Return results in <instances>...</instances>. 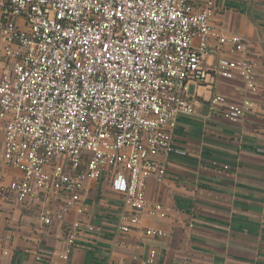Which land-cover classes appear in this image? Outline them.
I'll return each mask as SVG.
<instances>
[{"label":"built area","instance_id":"1","mask_svg":"<svg viewBox=\"0 0 264 264\" xmlns=\"http://www.w3.org/2000/svg\"><path fill=\"white\" fill-rule=\"evenodd\" d=\"M216 2L0 0V200L61 230L64 259L91 229L82 221L89 183L107 180L122 198V234L165 216L145 189L166 177L164 159L186 155L174 136L200 105L193 85L241 83L239 102L207 101L209 117L238 124L257 110L252 42L217 24ZM6 254L0 246V263ZM156 257L150 249L133 260Z\"/></svg>","mask_w":264,"mask_h":264},{"label":"crops","instance_id":"2","mask_svg":"<svg viewBox=\"0 0 264 264\" xmlns=\"http://www.w3.org/2000/svg\"><path fill=\"white\" fill-rule=\"evenodd\" d=\"M215 21L252 42L258 108L238 124L209 117L207 101L222 94L239 102L241 83L214 78L192 86L200 105L178 119L174 136L186 155L164 159L166 177L145 189L165 216H144L138 229L122 234V198L107 180L89 183L82 221L91 229L81 228L64 259L66 246L54 236L61 230L42 228L35 209L0 200V246L7 251L0 264H138L133 256L150 249L157 252L153 264H264V0H217ZM149 228L168 236H147Z\"/></svg>","mask_w":264,"mask_h":264}]
</instances>
